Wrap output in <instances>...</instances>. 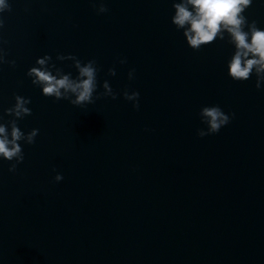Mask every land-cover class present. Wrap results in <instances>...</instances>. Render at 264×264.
<instances>
[{
    "label": "water",
    "instance_id": "obj_1",
    "mask_svg": "<svg viewBox=\"0 0 264 264\" xmlns=\"http://www.w3.org/2000/svg\"><path fill=\"white\" fill-rule=\"evenodd\" d=\"M104 2L9 0L0 14V117L29 96L18 126L39 129L14 173L0 159V264H264V88L227 74L226 39L189 47L172 0ZM244 14L264 27V0ZM45 53L73 76L58 53L95 58L96 93L107 80L116 97L43 95L26 70ZM205 104L235 115L201 137Z\"/></svg>",
    "mask_w": 264,
    "mask_h": 264
},
{
    "label": "clouds",
    "instance_id": "obj_2",
    "mask_svg": "<svg viewBox=\"0 0 264 264\" xmlns=\"http://www.w3.org/2000/svg\"><path fill=\"white\" fill-rule=\"evenodd\" d=\"M98 14L108 11L104 0H90ZM253 0H172L170 20L179 30L189 47L200 49L216 39H226L233 46L231 55L226 60L227 74L233 80H247L251 75L255 76V87L264 88L261 81L264 80V27L257 26L256 20L249 21L244 14ZM10 8L9 0H0V14ZM4 17L0 15V29L4 26ZM4 43L6 41L4 40ZM58 59H71L77 69L76 75L64 71L54 63H48L51 56L45 53L36 58L35 64L26 70V75L31 82L40 87L43 95L54 99L68 98L74 105L85 106L94 102V94L115 98L117 93L109 87L105 80L104 93H96L97 67L96 59L90 58L81 62L74 53H58ZM118 62L126 63L127 58L119 56ZM4 62L0 56V63ZM6 63L15 65L14 59ZM134 68H129L128 79H134ZM110 74L115 75V68L110 69ZM123 96L132 102L134 108L139 107L138 97L140 93L127 87L122 90ZM14 102L4 108L8 114L0 117V159L12 161L8 165L10 172H15L17 164L24 160L22 150L23 141L26 144L34 142L39 129L32 127L25 131L18 126V118L31 114L32 109L29 96L14 93ZM198 116L206 127L198 128L197 135L205 136L216 133L223 125H226L235 115L225 112L218 104H205L198 110ZM53 179L60 181L63 175L56 172Z\"/></svg>",
    "mask_w": 264,
    "mask_h": 264
}]
</instances>
